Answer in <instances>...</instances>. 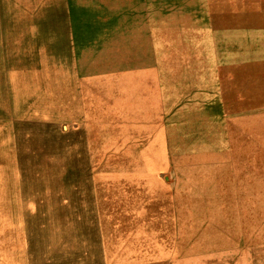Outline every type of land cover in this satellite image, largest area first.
Segmentation results:
<instances>
[{"label": "rangeland", "instance_id": "1", "mask_svg": "<svg viewBox=\"0 0 264 264\" xmlns=\"http://www.w3.org/2000/svg\"><path fill=\"white\" fill-rule=\"evenodd\" d=\"M71 12L0 0V264H264V0Z\"/></svg>", "mask_w": 264, "mask_h": 264}, {"label": "crops", "instance_id": "2", "mask_svg": "<svg viewBox=\"0 0 264 264\" xmlns=\"http://www.w3.org/2000/svg\"><path fill=\"white\" fill-rule=\"evenodd\" d=\"M87 1V0H86ZM85 0H52V14L55 11V16L58 18H63L64 24H60L61 20L56 23V25H52V42H61V43H73L77 40L76 34L82 33L80 29L73 28L68 23L69 18L73 16H77V14H72L71 11H79L82 10L83 6L86 3ZM68 19V20H66ZM79 38V37H78ZM80 39V38H79ZM53 49H65L72 50L73 47H54ZM53 58H57V53L54 52ZM70 56V55H69Z\"/></svg>", "mask_w": 264, "mask_h": 264}]
</instances>
